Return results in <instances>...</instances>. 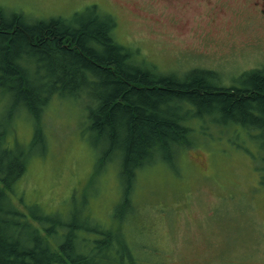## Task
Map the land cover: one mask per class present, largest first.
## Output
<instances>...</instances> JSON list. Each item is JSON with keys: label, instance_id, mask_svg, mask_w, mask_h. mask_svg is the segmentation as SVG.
<instances>
[{"label": "rangeland", "instance_id": "1", "mask_svg": "<svg viewBox=\"0 0 264 264\" xmlns=\"http://www.w3.org/2000/svg\"><path fill=\"white\" fill-rule=\"evenodd\" d=\"M90 5L114 15L118 43L138 49L160 73L183 78L210 70L216 85L239 87L245 72L264 70V15L252 0H0L32 19H71ZM2 101L0 111L7 112ZM85 105L84 98L54 99L41 117L44 149L30 147L35 125L28 113L14 117L9 144L35 152L11 195L24 212L36 203L67 216L80 205L98 221L114 219L120 163L100 164L106 144L86 127ZM188 122L196 128L189 148L140 171L133 218L139 232L127 226L130 244L147 264H264L259 143L240 127L233 139L214 123Z\"/></svg>", "mask_w": 264, "mask_h": 264}, {"label": "trees", "instance_id": "2", "mask_svg": "<svg viewBox=\"0 0 264 264\" xmlns=\"http://www.w3.org/2000/svg\"><path fill=\"white\" fill-rule=\"evenodd\" d=\"M116 28L115 16L97 5L71 19H32L0 6V100L7 108L0 111V264H147L127 232L128 225L139 232V174L189 148L192 119L232 131L233 139L240 127L258 142L264 184V70L245 72L239 87L216 85L210 70L163 74L138 49L118 43ZM67 97L86 101V127L106 144L100 164L120 163L121 198L108 223L80 205L67 216L36 203L26 213L11 196L35 153L9 144L14 117L28 113L35 125L30 147L44 149L41 117L55 98Z\"/></svg>", "mask_w": 264, "mask_h": 264}, {"label": "flooded vegetation", "instance_id": "3", "mask_svg": "<svg viewBox=\"0 0 264 264\" xmlns=\"http://www.w3.org/2000/svg\"><path fill=\"white\" fill-rule=\"evenodd\" d=\"M205 3L207 0H203ZM257 6L258 13H263L264 15V0H252V6Z\"/></svg>", "mask_w": 264, "mask_h": 264}]
</instances>
